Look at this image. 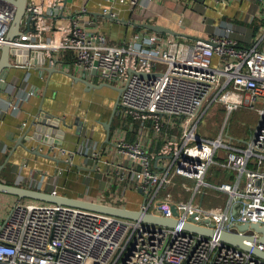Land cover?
<instances>
[{
	"label": "built area",
	"instance_id": "obj_1",
	"mask_svg": "<svg viewBox=\"0 0 264 264\" xmlns=\"http://www.w3.org/2000/svg\"><path fill=\"white\" fill-rule=\"evenodd\" d=\"M106 1L146 7L151 0ZM107 7L101 15L114 19ZM61 8L62 0H25L19 34L6 41L12 6L0 0V46L26 49L31 53L28 59L38 54L48 66L56 57L68 55L76 72L119 88L122 115L137 122L140 132H153L156 139L152 147L118 139L114 157L101 158L97 143L83 135L70 150L49 142L46 152L67 167L75 156L92 162L100 177L96 202L125 206L124 192H133L138 196L135 209L177 223L165 227L16 200L0 217V264H264L249 251L184 231L179 225L256 238L252 230L239 233L235 226L264 224L261 36L240 43L226 26L190 42L145 31L113 44L98 31L95 20L84 18L83 8L60 19ZM9 58L15 68L29 65L21 53ZM33 93L34 89L22 90L17 98ZM7 106L15 107L11 102ZM215 106L224 116L222 124L212 137L197 135L198 124ZM239 109H249L256 117L244 141L230 138L224 126L228 114ZM217 169L223 179L213 178ZM12 184L37 188L31 177L17 176ZM178 193L184 196L175 197ZM216 197L221 202L213 205ZM243 242L264 252V245L254 240Z\"/></svg>",
	"mask_w": 264,
	"mask_h": 264
},
{
	"label": "crops",
	"instance_id": "obj_2",
	"mask_svg": "<svg viewBox=\"0 0 264 264\" xmlns=\"http://www.w3.org/2000/svg\"><path fill=\"white\" fill-rule=\"evenodd\" d=\"M107 6L116 19L101 15L100 11ZM145 6L130 7L125 2L111 4L106 0H65L60 10V19L83 8L84 18L95 20L98 31L107 42L113 44L130 39L135 33L147 31L135 28L131 22H148L179 31L192 39L219 33L223 25L230 26V36L238 42L261 36L260 46L264 48L263 0H151ZM237 26L246 27L249 32L237 30ZM11 60L9 58V62ZM27 62L28 66L12 67L7 71L6 86L0 90V182L14 183L17 176L31 177L37 190H53L54 194L66 197L98 200L100 177L97 171L92 170V162L75 156L73 165L67 167L59 158L55 157L59 161L54 162L28 152L26 148L48 154L45 144L51 141L70 150L80 142L83 135L91 143H97L101 158H105L114 157L113 144L118 139L129 142L139 140L147 145L150 143L152 147L156 135L150 130L140 132L136 124L131 126V120L122 115L118 104L105 137L100 123L105 122L110 115L116 95L112 87L116 86L95 77H85L93 85L105 84L85 90V86L76 80L79 73L72 67L69 56L56 57V70H50L49 73L41 68L49 66L41 64V56L38 54ZM73 85L83 86L85 92L100 90V102L91 104L90 109H87L86 104H74L73 97L68 94ZM29 89H34L35 93L18 100L17 94ZM7 102L15 107H8ZM78 106L83 108V113L74 112ZM77 120L80 122V132L74 136L73 122ZM47 123L51 126H47ZM13 201H16L14 197L0 193V217ZM125 206L134 209L136 205Z\"/></svg>",
	"mask_w": 264,
	"mask_h": 264
},
{
	"label": "water",
	"instance_id": "obj_3",
	"mask_svg": "<svg viewBox=\"0 0 264 264\" xmlns=\"http://www.w3.org/2000/svg\"><path fill=\"white\" fill-rule=\"evenodd\" d=\"M6 2H8L12 6V13H11L10 20L7 26V30L4 35V39L6 41H10L13 37L19 34V22L23 16V7H24L25 0H6ZM64 2L65 0H62V4ZM45 13H54V10H51V11L47 10L45 11ZM103 16L108 18V14L103 15ZM26 20H28V18H26ZM131 25L145 29L150 32L158 33V34H167V35H171L177 38L191 39L189 36H186L185 34L179 31L162 26L160 24L148 23V22H142V23L131 22ZM11 53H21L24 55L25 60L27 59L26 55L28 56L31 55V53L30 52L28 53L26 49H23V50L12 49V48H9L7 44H3L0 46V90H2L6 86L5 78L7 75V71L13 67V64L9 62V54ZM41 64H43L42 57H41ZM41 68L47 73L56 70L54 69V63H52L49 66V68L45 66ZM90 73L93 74V71H91ZM138 75L139 77L143 76L142 74H138ZM76 80L80 82L81 84H83V86H85V90L89 88L96 89L101 86H105V84L93 85L90 82L86 81L85 73L83 72L79 73V77L76 78ZM112 89L116 92L114 105H112L111 107V112H110L108 119L105 122L100 123L104 129L105 137H107L108 135L109 127H110V120H111L112 115L116 114L115 110L118 105L119 88L112 87ZM40 122L42 124L45 123V121H40ZM46 125L51 126V124H48V123ZM73 126L75 128L73 132L74 136L79 135L80 122L78 120L73 122ZM18 145H22V144L18 143ZM26 150L33 154L51 159L54 162L59 161L55 157L53 158V156L51 157L48 154H41L37 150L32 151V150H28L27 148ZM0 193L13 196L16 200L31 199V200L40 201V202L54 203V204L65 205V206H70V207H76V208L93 211V212L101 213L105 215H110L114 217H119V218H123L127 220H133V221L138 220L141 222L151 223V224H155L159 226L173 227L177 223L175 220L171 218L142 213L141 211L137 209L127 208L126 206L109 205L105 203L96 202L95 200H91L87 198L66 197V196L57 195V194L50 193V192L40 191L37 189L24 188V187H20L14 184H5V183L0 182ZM170 210L173 212L172 208ZM179 225L181 229L184 231L191 232L193 234H197V235L204 236V237H214L220 242L226 243L228 245H231L241 250L249 251L253 256L264 261L263 251L255 247H250L243 242V240H247L250 242L254 240L258 244L264 245V224L263 225L238 224L235 226L236 230L239 233L244 232L248 229L252 230L253 232L257 234L256 238H252V236L250 235L237 234L233 232H224V231L216 232L210 229L190 225L187 223H180Z\"/></svg>",
	"mask_w": 264,
	"mask_h": 264
},
{
	"label": "rangeland",
	"instance_id": "obj_4",
	"mask_svg": "<svg viewBox=\"0 0 264 264\" xmlns=\"http://www.w3.org/2000/svg\"><path fill=\"white\" fill-rule=\"evenodd\" d=\"M225 26L223 25L221 29L223 30ZM232 27V26H231ZM220 29V31H222ZM237 30H248L246 27H236ZM164 37H166L165 34H163ZM184 42H190L191 39L187 38H180ZM71 67V65H70ZM104 90V89H101ZM68 94L71 95L74 99V104H86L87 109L91 108V104H95L99 101V95H101L100 90L98 91H86L84 90L83 86L79 85H73L71 90L68 91ZM75 113H83V108L81 106H78V108H74ZM83 115V114H82ZM222 114L218 111V107H212L204 116L202 121L198 124V128L196 129L195 133L199 136H205V137H212L214 135V131L216 128H218L223 121ZM225 129H227L228 136L235 140H241L244 141L248 136V131L252 129L256 122V117L254 113L249 109H239L234 110L228 114L226 117V120L224 121ZM139 126L137 122H134L131 120V126L135 125ZM215 166H212V169H215ZM83 185V184H82ZM163 193V191H161ZM2 194V193H1ZM6 195V194H5ZM178 196H173L182 198L184 195L182 193H178ZM10 196V195H8ZM13 197V196H11ZM123 202L125 205H136V202L138 201V196L133 192H124ZM221 198L216 197L213 199L212 204H218L221 201ZM20 202L26 203V202H34V200L31 199H20ZM14 202V201H13ZM194 202V201H193ZM9 205V204H8ZM202 206L205 205H211L209 203H202ZM135 209V208H134Z\"/></svg>",
	"mask_w": 264,
	"mask_h": 264
},
{
	"label": "trees",
	"instance_id": "obj_5",
	"mask_svg": "<svg viewBox=\"0 0 264 264\" xmlns=\"http://www.w3.org/2000/svg\"><path fill=\"white\" fill-rule=\"evenodd\" d=\"M135 28H137V27H135ZM161 35H163V34H161ZM263 46V45H262ZM261 46V47H262ZM65 56H68V55H65ZM64 56V57H65ZM218 111L221 113V109L220 108H218ZM222 114V113H221ZM214 172H215V175L213 176V178L214 179H223L222 177H221V172L219 171V169H217V170H214ZM5 184H12V183H5Z\"/></svg>",
	"mask_w": 264,
	"mask_h": 264
}]
</instances>
